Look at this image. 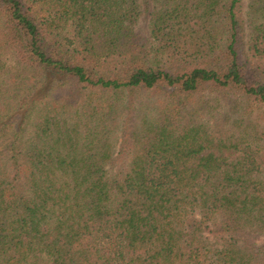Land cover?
Here are the masks:
<instances>
[{"label": "trees", "instance_id": "16d2710c", "mask_svg": "<svg viewBox=\"0 0 264 264\" xmlns=\"http://www.w3.org/2000/svg\"><path fill=\"white\" fill-rule=\"evenodd\" d=\"M241 1L152 0L144 34L137 0H0V264H264Z\"/></svg>", "mask_w": 264, "mask_h": 264}, {"label": "rangeland", "instance_id": "374dc122", "mask_svg": "<svg viewBox=\"0 0 264 264\" xmlns=\"http://www.w3.org/2000/svg\"><path fill=\"white\" fill-rule=\"evenodd\" d=\"M247 1L248 0L241 1L240 13L242 14L243 18L246 17L244 14L246 11ZM137 3L139 6L140 14L136 27L140 29V31L143 32L144 34H147L148 21H149L147 13L148 11H153L152 9H154L155 6L152 0H137ZM196 96L198 95L192 96V98ZM235 112H236L235 110L232 111L227 107L221 108L220 111H218L217 109L213 110L212 114L214 115V117L208 121L207 125H209L212 128L215 126L217 130L222 127L226 131L230 132V130H233L231 129L230 126L234 123V119H236L237 117V114ZM250 112L251 113L249 116H251V118H248V121L246 123L241 124V126L238 127L241 130H244V127H246V131L243 132L248 133L250 137H264V110L250 109ZM204 121H202V123H204ZM221 122L224 124L222 125ZM258 243H264V237L259 238Z\"/></svg>", "mask_w": 264, "mask_h": 264}]
</instances>
